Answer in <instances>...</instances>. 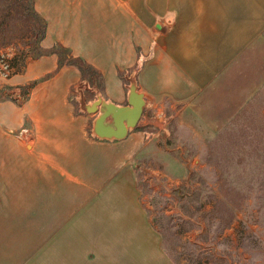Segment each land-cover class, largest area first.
I'll return each mask as SVG.
<instances>
[{
	"label": "crops",
	"instance_id": "obj_1",
	"mask_svg": "<svg viewBox=\"0 0 264 264\" xmlns=\"http://www.w3.org/2000/svg\"><path fill=\"white\" fill-rule=\"evenodd\" d=\"M35 7L46 19L44 48L60 43L104 75L105 62L127 68L141 56V75L150 81L138 87L144 97L195 92L264 31V0H36ZM64 66L54 53L26 63L30 78L53 75L14 109L13 123H23L32 142L20 148L19 165L4 166L3 201L12 207L3 212L9 220L41 221L35 236L77 237L78 245L92 238L89 258L68 248L46 264H168L131 173L123 172L128 136L87 131L86 113L68 99L75 74ZM115 85L116 95L104 99L125 104L128 91Z\"/></svg>",
	"mask_w": 264,
	"mask_h": 264
},
{
	"label": "rangeland",
	"instance_id": "obj_2",
	"mask_svg": "<svg viewBox=\"0 0 264 264\" xmlns=\"http://www.w3.org/2000/svg\"><path fill=\"white\" fill-rule=\"evenodd\" d=\"M35 3L0 0V51L9 52L14 66L10 77L0 76V264H46L76 247L87 256L92 253V238L78 245L72 243L77 237L35 236L43 233L41 221L9 220L12 214L3 212L12 207L3 201L4 166L19 165L20 148L28 150L32 142L27 133L17 137L25 125L13 123L14 109L29 99L35 84L53 75L30 78L26 63L32 57L22 61V54L38 43L45 19ZM39 46L44 53L49 50L41 41ZM140 58L127 68L126 62H105L106 77L63 52V65L71 62L75 74L68 97L75 110L81 111V99L90 103L98 96L114 97L115 83L128 91L132 77L138 87L149 86ZM197 88L146 93L143 114L126 135L131 147L123 172L131 173L168 264H264V31ZM83 112L90 133L96 113Z\"/></svg>",
	"mask_w": 264,
	"mask_h": 264
},
{
	"label": "water",
	"instance_id": "obj_3",
	"mask_svg": "<svg viewBox=\"0 0 264 264\" xmlns=\"http://www.w3.org/2000/svg\"><path fill=\"white\" fill-rule=\"evenodd\" d=\"M145 105L144 93L139 90L136 79L130 78L125 104H116L98 96L87 103L80 100V107L94 112L91 132L102 139H122L134 128L141 118Z\"/></svg>",
	"mask_w": 264,
	"mask_h": 264
},
{
	"label": "trees",
	"instance_id": "obj_4",
	"mask_svg": "<svg viewBox=\"0 0 264 264\" xmlns=\"http://www.w3.org/2000/svg\"><path fill=\"white\" fill-rule=\"evenodd\" d=\"M34 13L36 16H40L35 10H34ZM40 30L39 32L37 33V38H38V43L40 44V41L43 39L44 35H45V28H46V19H41V22H40ZM38 43H34V45L31 47L28 48V51L25 53L22 54V61L25 60V57L28 55V56H31L32 58H36L38 56H41V55H44V54H51V53H54L58 56V63L59 65H63V61L61 59V55L63 54V52H67L68 53V57H69V60L70 61H77L79 59H82V58H79V57H74L72 56V54L70 53V50L64 46H62L60 43H57L55 42L52 47L49 48V50H47L45 53L43 52V48H41V46H39ZM13 60V58H12ZM82 61H84V63L86 62L84 59H82ZM67 65H71V62H68ZM86 65H89L88 63H86ZM91 66V65H90Z\"/></svg>",
	"mask_w": 264,
	"mask_h": 264
},
{
	"label": "built area",
	"instance_id": "obj_5",
	"mask_svg": "<svg viewBox=\"0 0 264 264\" xmlns=\"http://www.w3.org/2000/svg\"><path fill=\"white\" fill-rule=\"evenodd\" d=\"M13 71L14 66L12 65L9 52L0 51V76L8 78L11 76ZM23 133H27V129H21L18 134L22 135Z\"/></svg>",
	"mask_w": 264,
	"mask_h": 264
}]
</instances>
